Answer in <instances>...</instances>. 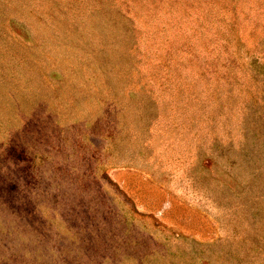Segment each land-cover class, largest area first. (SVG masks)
I'll return each instance as SVG.
<instances>
[{
  "label": "rangeland",
  "instance_id": "rangeland-1",
  "mask_svg": "<svg viewBox=\"0 0 264 264\" xmlns=\"http://www.w3.org/2000/svg\"><path fill=\"white\" fill-rule=\"evenodd\" d=\"M0 264H264V0H0Z\"/></svg>",
  "mask_w": 264,
  "mask_h": 264
}]
</instances>
